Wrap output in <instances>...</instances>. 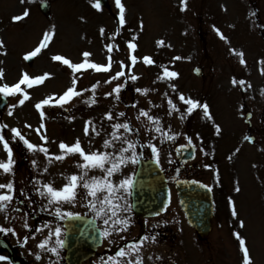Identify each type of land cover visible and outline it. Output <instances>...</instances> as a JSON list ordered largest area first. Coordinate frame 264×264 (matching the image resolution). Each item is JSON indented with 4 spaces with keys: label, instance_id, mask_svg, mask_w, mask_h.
<instances>
[{
    "label": "rangeland",
    "instance_id": "rangeland-1",
    "mask_svg": "<svg viewBox=\"0 0 264 264\" xmlns=\"http://www.w3.org/2000/svg\"><path fill=\"white\" fill-rule=\"evenodd\" d=\"M40 1L42 0H32V2L29 0H0V43L4 45L0 48V70L4 73L3 80H0V86L4 84L13 86L25 73L31 78L40 77L45 73L49 75L43 84L35 85L33 88L28 89L22 85V90L30 96V99L23 106H18V100L22 97L19 95L8 97V106L4 114L0 116V124L8 125L4 134L14 150L15 172L21 171L23 168L31 176L30 180L41 179V176L31 169L33 157L26 152L22 143H11L12 137L9 129L17 128L26 135L31 143L41 144L39 136L32 131V129L38 128L41 123L35 104L49 97L59 98L69 87H74L75 90L82 93L80 97L73 99L64 108L46 106L44 109L46 119L43 123L49 138L48 147L51 154H58L57 144L59 142L71 144L77 138L82 141L85 150H87V138L83 135L85 122L92 120L98 126L100 122H103L106 126L108 122L104 121V115L108 111H113L114 114L124 112L126 115L123 119L132 122L135 127L141 128L139 139L141 142L147 143L150 134L143 130L140 121L136 119L138 110L131 107L133 103H138L139 109L158 114L162 120V126L171 127L172 133L177 135L175 143L183 142L186 140L185 137H190L199 149L203 148L204 152L210 151L208 160H204V157L199 158L195 165L201 166L203 163L200 176L212 182L216 170L213 167L215 156L212 155L214 144L211 142V140L216 141L213 138V135H216L215 127L222 124L224 129L227 128L228 131L225 132L228 134L233 129L229 118L220 119L218 117L219 102L222 99L219 94L224 93L232 100V96L238 89V86H233L232 80L236 75L239 77L247 73L244 69L245 65L242 66L239 63V58L233 54L232 50L243 52V59L247 65L245 67L252 68L251 79L248 82V85L251 86L249 89L264 90V75L259 72V70L262 72V68L264 69V63H261L264 61V0H187L186 11L180 10L181 0H122L126 8V24L123 28H120L118 24L119 10L115 7L114 0H110L111 12L105 9L98 12L93 9L91 3L96 0H48L52 5L51 19H47L39 12ZM25 11H28L29 15L21 21H15L14 18L22 15ZM211 11L216 12L211 15L208 21ZM253 12L256 13V16L251 15ZM197 14L200 15V19L196 16ZM201 19L204 23L202 26L199 22ZM243 23H245V29L242 26ZM141 25H143L142 29ZM234 25H236L235 29ZM53 28L55 36L52 42L35 57L32 65H28L23 57L39 45L45 32ZM102 28L105 30L104 36L100 35ZM214 28L224 35L227 43L219 38L216 31L213 30ZM133 36L137 37L134 41L138 46L135 54L140 62L133 69L129 70L126 67L124 71L126 76L130 71L139 79L136 82L127 80L126 87L121 93V99L117 102L114 97L107 96V93L112 91L120 81L108 84L106 79L121 70L118 61L129 63L127 56L130 50L127 49V43L133 42L131 39ZM109 37H115V39H109ZM158 41H164L165 46H158ZM108 46H113L111 54L107 53ZM117 48L119 51L116 50ZM84 52L91 53L89 62L102 66L107 64V57L111 55L113 57L112 71L100 74L89 69L73 74L66 66L52 59L53 56L59 55L73 63H81L84 62L82 55ZM145 56L151 57L155 61V65L145 66L142 62V58ZM177 56L181 59H173ZM161 65L178 73L179 78L170 82L175 85L177 93L182 94L180 91L182 90L185 97L197 100L201 104L208 103L212 120L204 119L202 112L193 113L185 120H181L178 113L173 114L167 120L162 119L167 107L163 93L168 92L171 97H175L176 94L168 88L169 82H161L157 79L162 74ZM200 66L205 68L204 81L193 75V69ZM211 77L215 81L210 84ZM73 80H75V84H73ZM94 87L95 91L93 92ZM137 87L149 89V95L147 97L139 95L134 91ZM93 98L96 101L93 106L89 107L84 103V100L91 101ZM148 100H151L153 104H162L164 107L152 108L147 103ZM174 102L178 103V101ZM14 105L16 106L13 107ZM178 106L183 110L184 106L179 103ZM252 109L254 111V108ZM9 111L13 112L12 116L8 115ZM258 114L260 115L261 112L258 111ZM98 116L100 117L98 118ZM66 117L74 119L70 122ZM230 117L232 118L231 115ZM26 124L31 125V128H25ZM234 127H240L239 122ZM182 133L185 134L184 137H182ZM259 133L261 137H257V144L248 148L249 157L242 158L238 162L235 161L234 168L238 172L243 170V178L250 170V161L254 163L264 159V154L260 151V147H264V136L261 131ZM197 136L200 137V140L196 139ZM51 141H56L57 144H53ZM101 141L102 138L95 141L97 145H94L93 150L100 148ZM156 143L157 146L161 144L157 140ZM217 147L220 154L226 152V148H222L221 143ZM201 155L204 156L203 153ZM6 158V153L3 152L2 145H0V159L6 160ZM37 159L41 165L44 164L42 155H39ZM76 159L70 158L63 164H54L50 167L49 174H47L50 181H54V184L61 187L64 183L62 175L73 174L77 171L74 167ZM222 167L216 173V179L226 186L224 196L222 197L221 194L218 197V210L221 215H224L229 211L230 205L227 193L231 188L230 179H228L231 163H226ZM133 169L134 167L131 170L133 171ZM6 179L7 177L0 179V183L6 182ZM15 179L14 176V181ZM19 185L20 183L15 185L17 194L20 190ZM26 186L28 187V184ZM244 196L245 193L241 197L243 204H245ZM67 209L70 210L68 207ZM24 212L26 211H23L19 216ZM239 214L247 222L244 208L239 210ZM181 217L178 203L174 199L165 220H172L174 222L173 229L179 233L182 232V229L187 230L186 235L190 238L189 234L192 235V232L182 223ZM32 218L33 215L30 214L28 217L29 226L32 224ZM261 221L263 222L254 220L250 224V232H248L252 237V243H250L253 248L250 257L253 264H264V220ZM21 224L22 221L17 219L15 221L17 227H14L20 239L28 235L27 230L23 229ZM216 227L214 233L215 235L220 234V236L229 234L232 229L230 226L216 225ZM237 229L236 232L242 234L243 228L238 225ZM31 245L36 250V242L31 240L26 247H29L32 255L37 254ZM26 247L25 250H27ZM160 249L163 251V248ZM143 250L142 248L141 254L145 255ZM149 254L151 257L159 252H149ZM229 255L232 264H241L239 256L232 248L229 249ZM184 260L182 255V261ZM193 262V264H203L196 258H193ZM0 264L8 263L0 261Z\"/></svg>",
    "mask_w": 264,
    "mask_h": 264
},
{
    "label": "snow or ice",
    "instance_id": "snow-or-ice-1",
    "mask_svg": "<svg viewBox=\"0 0 264 264\" xmlns=\"http://www.w3.org/2000/svg\"><path fill=\"white\" fill-rule=\"evenodd\" d=\"M32 2V0H29ZM115 7L119 10L118 12V24L120 28H123L126 24L125 12L126 8L122 3V0H114ZM91 7L96 11L102 10V5L100 0L91 3ZM181 11L187 10V0H181ZM29 15L28 11H25L22 15L16 16L15 21H21ZM252 16H256V13H251ZM143 25H141V29ZM217 35L221 40L227 43L224 35L218 30ZM100 35H105V30L100 29ZM55 36L54 28L43 34V38L39 45L30 53L26 54L23 59L25 61H31L33 58L37 57L43 49H46L52 42ZM109 39H115V37H109ZM133 42L127 43V49L130 53L127 59L131 61V64H125L123 61H118L120 65V71L111 75L110 78L106 79L108 84H112L114 81H120L115 87L107 93V96L114 97L118 102L121 99V93L125 89L127 80L130 79L132 82H136L139 77L136 75L129 74L126 76L124 69L127 67L129 70L140 62L135 53L137 51L136 41L137 37L133 36ZM158 46H165L164 41H158ZM4 47L0 43V48ZM119 51V49H116ZM233 54L239 58V63L241 65H246L243 59V52H236L232 50ZM113 52V46L107 47V53L111 54ZM84 62L73 63L67 58H63L59 55L53 56L54 61L60 62L61 65L66 66L70 69L71 73H81L82 71H88L89 69L94 70L96 73L105 74L112 71L113 57L108 55L106 65H98L97 63L89 62V57L91 53L84 52L83 54ZM175 60H180L181 57H174ZM142 62L145 66L155 65V61L148 56L142 58ZM264 63V61H261ZM162 74L157 77L161 82H169L168 88L171 89L172 93H175V97L169 96L168 92L163 93V97L166 100V110L165 114L169 117L173 114H179L181 120H185L187 117L191 116L193 113L202 112V116L206 120H212V116L209 111L207 104H201V102L194 100L181 93H177V89L174 84L170 83L173 80L178 79V73L169 70L167 66L161 65ZM264 75V70L261 72ZM4 73L0 70V80H3ZM49 75L45 73L44 75L36 78H31L28 74H22V78L13 86H8L4 84L0 86V95L3 97H15L19 95L18 106H23L26 101L30 99V96L25 94L21 86L24 85L26 88H33L35 85L43 84ZM155 83V81H154ZM243 80H232L233 86H244ZM75 84V80H73ZM248 87H251L250 85ZM95 91V87L92 89ZM136 93L141 96L147 97L149 95V89H141L137 87L134 89ZM264 95V92L261 93ZM82 93L75 90L74 87H69L67 91L60 96L49 97L44 99L40 103L35 104V109L39 113V118L41 123L36 129H32L39 136L42 141L41 144L36 145L26 138V135L21 133V130L17 128H11L12 144L17 142L22 143L26 152L30 154L33 159L31 160V169L37 173L38 176H44L49 174V169L54 164H63L70 158H77L74 164L77 170L73 174H64L62 179L64 181L63 185L57 188L54 181L44 182L42 179H34L32 181V187L34 189L33 195L40 198L41 208L40 211L47 212L49 216H52L55 221L65 222V221H77L81 219L78 213H74L70 210H65L66 207L75 209L77 206L87 209L88 213L91 214L92 220L100 221L102 223V230H98V239L107 241L109 245H116L117 250L106 256H101L99 258L100 264H143V257L141 256V250L144 247L145 242L151 240L155 242L156 236H142L138 241L133 240L126 242L124 244H118V238L123 241L126 240V236L122 235L128 233L132 227V217L131 213L133 211V205L130 203V197L134 190L135 181L132 176L128 175V171L134 166H137L143 160V153L145 149L150 150L151 157L158 169H161V150L153 143L154 140L159 141L163 144L165 142H175L177 140V135L172 133L170 126H162V120L158 114L150 113L138 108V103H133L132 108L138 110V115L136 119L140 121L143 130H146L150 134V138L147 143H142L139 140L141 134V128H133L131 123L127 120H123L125 117L124 112H119L114 114L113 111H108L104 115V121H107V125L100 122L99 126L92 120L85 122L83 128V135L87 138L88 149L85 150L82 141L77 138L73 143L69 144L66 142L51 141L53 144H57L58 154H51L49 145V138L46 134L45 124L43 121L46 119L45 107H59L64 108L65 105L70 104L73 99L80 97ZM179 105L184 106L183 110ZM84 103L89 107L93 106L96 101L93 98L91 101L84 100ZM147 103L152 108H163L162 104H153L151 100ZM14 105L13 107H15ZM9 116L13 115L12 111L8 112ZM251 114H249V120ZM71 122L73 117H66ZM121 121V122H117ZM25 128H31V125H25ZM8 129V125L0 124V145H2L3 152L6 153V160L0 159V179L8 177L6 182L0 183V216L9 223L16 219L22 221L21 227L26 229L28 235H25L23 242L20 244L21 247H26L29 240H36V235H31L32 232L37 234H43V238L38 241L36 248L39 253L35 254V260L41 261L42 254H49L50 257H55V260H50V264H59L61 258V252L66 246V237L68 235L67 230L59 226V224H52L45 222L43 226L32 228L29 226L28 217L29 213L24 212L21 216H12L11 213H21L22 209L20 205L26 204V206L31 209L33 208L34 201L32 196L26 190H19L17 194V189L15 187L14 176H15V165L16 161L14 159V150L10 146V142L6 139L4 130ZM221 129L219 126L215 127V133L219 135ZM101 146L98 149L93 150L95 141L101 139ZM187 144L181 147H187L193 149V154L196 145L193 143L192 138L185 137ZM200 140V137H196ZM244 139L249 143H253V138L245 136ZM202 143V141H201ZM201 153L205 156L209 153L204 152L203 148L199 149ZM239 151V149H237ZM177 153L181 152V148L176 149ZM39 155H43L45 163L41 165L40 161L37 159ZM231 159V157H229ZM173 161L170 158L168 163L171 164ZM255 167V165H254ZM178 171V170H177ZM192 183H196L192 181ZM200 187L205 188L206 191L212 192L213 189L210 186L200 184ZM235 191L239 192L240 189L237 187ZM22 197L23 199H19ZM229 204L232 206L231 215L233 218H237L238 214L235 209L234 203L230 200ZM159 215V213H157ZM239 227L243 228L244 223L239 222ZM47 230V231H45ZM0 234L5 236L11 234L12 236H17V232L14 227H2L0 226ZM236 240L239 242V248L242 252V264H253L250 257L249 249L246 246L245 240L240 236L239 233H234ZM111 252V248L108 249ZM30 255L32 253H29ZM6 258L0 256V261H4ZM151 259V257H149ZM157 259H160L157 257Z\"/></svg>",
    "mask_w": 264,
    "mask_h": 264
},
{
    "label": "water",
    "instance_id": "water-1",
    "mask_svg": "<svg viewBox=\"0 0 264 264\" xmlns=\"http://www.w3.org/2000/svg\"><path fill=\"white\" fill-rule=\"evenodd\" d=\"M143 165L137 176L134 209L140 215H149L163 207L167 199V189L155 166L150 163ZM196 187L198 185L195 183H185L179 191L184 209L190 214V223L199 232L206 233L209 228L208 220L211 216L210 198L205 192L197 190Z\"/></svg>",
    "mask_w": 264,
    "mask_h": 264
},
{
    "label": "flooded vegetation",
    "instance_id": "flooded-vegetation-1",
    "mask_svg": "<svg viewBox=\"0 0 264 264\" xmlns=\"http://www.w3.org/2000/svg\"><path fill=\"white\" fill-rule=\"evenodd\" d=\"M17 262H18L19 264H24V258H23V257H18V258H17Z\"/></svg>",
    "mask_w": 264,
    "mask_h": 264
}]
</instances>
